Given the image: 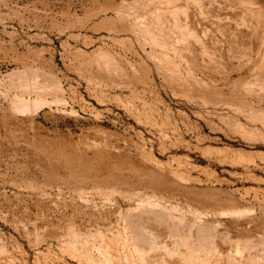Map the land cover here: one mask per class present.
Here are the masks:
<instances>
[{
  "label": "rangeland",
  "instance_id": "obj_1",
  "mask_svg": "<svg viewBox=\"0 0 264 264\" xmlns=\"http://www.w3.org/2000/svg\"><path fill=\"white\" fill-rule=\"evenodd\" d=\"M0 264H264V0H0Z\"/></svg>",
  "mask_w": 264,
  "mask_h": 264
},
{
  "label": "bare ground",
  "instance_id": "obj_2",
  "mask_svg": "<svg viewBox=\"0 0 264 264\" xmlns=\"http://www.w3.org/2000/svg\"><path fill=\"white\" fill-rule=\"evenodd\" d=\"M158 40V38H157ZM165 45V44H164ZM108 57V56H107ZM107 60V59H106ZM109 63V61H108ZM110 64V63H109ZM108 64V65H109ZM116 64V63H115ZM115 67V66H114ZM117 67V65H116ZM119 69V67H118ZM113 70V69H112ZM116 71V69H115ZM118 72V70H117ZM48 74V73H47ZM118 74V73H117ZM115 75V74H114ZM121 77H123L124 75H120ZM49 77V75H48ZM52 77V76H51ZM117 77V75H116ZM120 78V77H119ZM126 77H124L123 79L125 80ZM122 79V78H121ZM20 80L23 81V83L31 88H35L37 89L38 87H40L41 85H43L44 83H47V79H42L39 75H35L33 78L32 77H28L27 75L21 76ZM45 85V84H44ZM45 102V100L43 98H39L37 99V101L35 102V107H41L42 104ZM16 103V102H15ZM18 108L22 111L25 110H30L31 109V105L25 100V98L21 97L18 100ZM39 109V108H38ZM140 207V206H139ZM183 224V223H182Z\"/></svg>",
  "mask_w": 264,
  "mask_h": 264
}]
</instances>
